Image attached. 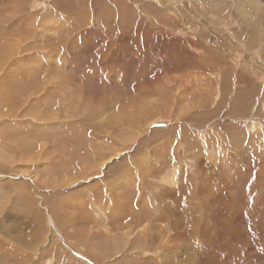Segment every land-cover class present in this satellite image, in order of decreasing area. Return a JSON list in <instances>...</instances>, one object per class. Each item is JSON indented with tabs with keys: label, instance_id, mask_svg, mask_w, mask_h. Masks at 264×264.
I'll use <instances>...</instances> for the list:
<instances>
[{
	"label": "rangeland",
	"instance_id": "rangeland-1",
	"mask_svg": "<svg viewBox=\"0 0 264 264\" xmlns=\"http://www.w3.org/2000/svg\"><path fill=\"white\" fill-rule=\"evenodd\" d=\"M0 152V264H247L175 225L264 215V0H0Z\"/></svg>",
	"mask_w": 264,
	"mask_h": 264
},
{
	"label": "bare ground",
	"instance_id": "bare-ground-1",
	"mask_svg": "<svg viewBox=\"0 0 264 264\" xmlns=\"http://www.w3.org/2000/svg\"><path fill=\"white\" fill-rule=\"evenodd\" d=\"M252 128H253V130H254V132L256 133L257 131H258V129L260 128L259 127V125L258 124H256V123H253L252 124ZM1 153V152H0ZM215 154H217V151L215 150ZM235 158H237V156H236V152H235V150L234 149H230L228 152H224V154H222L220 157L218 156V161H220V165H224V167H227L228 166V169L230 168V167H232V165H236V164H238V161L236 160V162H234L235 161ZM234 167V166H233ZM178 168L179 167H176V168H174V170H172V172H171V176L166 180V184L167 185H169V186H171V187H175L176 185H178L180 182H179V180L177 179V172H178ZM226 171V170H225ZM228 172V178H231V180H233V182L234 181H237V183H238V181H239V178L237 177V174L236 175H232V173L231 172H229V170H227ZM233 171H234V169H233ZM199 173H201V174H204V176H205V180H207V182L209 183V182H212L211 181V179H212V173H205V172H202V168H200L199 167ZM223 173V172H222ZM224 174V173H223ZM197 175V174H196ZM215 176V175H214ZM200 178V177H199ZM199 178H197L196 180H195V183H193L194 181H193V179H191L190 180V182L189 183H181V186L183 185L184 187H190V188H192V190H190L191 191V194L193 193L194 195H195V197H196V194L198 193V189L197 188H199V184H198V182H199ZM216 178V177H215ZM214 178V179H215ZM218 179V178H217ZM216 179V182L218 181ZM183 180V179H182ZM185 180H186V178H185ZM228 181V180H227ZM183 182V181H182ZM214 182H215V180H214ZM236 183V184H237ZM185 184V185H184ZM219 184V183H218ZM239 185V184H238ZM182 186V187H183ZM201 187H202V185H200ZM211 186V185H210ZM226 186V185H225ZM219 187V186H218ZM228 187H229V185H228ZM211 188V187H210ZM216 188V187H215ZM225 188V187H224ZM236 188V185H235V183H233V186H231L230 187V189H231V194L234 192V189ZM218 189V188H217ZM237 189V188H236ZM210 190V189H209ZM217 191V190H216ZM184 192H185V190H184ZM197 192V193H196ZM186 193V192H185ZM190 193V192H189ZM214 193V192H213ZM226 193V192H225ZM227 193H229V192H227ZM226 193V194H227ZM230 194V193H229ZM221 196V195H220ZM243 196V195H242ZM244 197H246V196H244ZM200 198V197H199ZM213 198V197H212ZM212 198H210L209 197V195H205V201L203 202L202 201V204H201V206L199 205V203L197 204V206L199 207V213H198V219H196V222H194V223H190V222H188V221H186V219H184V218H182L181 219V221L179 220V224L180 225H178V224H176L175 225V227H176V231H178L179 229H181V230H183V228H185V230H187L186 228H190V230L192 231V232H194V233H198L199 232V221H203V212L205 211V210H207L208 212H210V213H212L211 214V218L213 219H211L210 218V216H208L207 218H206V222H209V223H213V224H216V222H217V226L221 229V230H223V232H221L220 233V235H218L217 236V238L219 239V241H216V240H213V242H214V244H213V242L211 241H209V239L207 240L206 238L209 236V235H207V234H204V233H202V231L200 232V234H190V235H192V236H194V238L197 240V245H196V247H195V249H197V251L198 252H202V253H204V254H202L203 256L201 257V256H197V257H189L190 255H189V253L187 254V255H189L188 257L189 258H187L188 259V263H191L194 259L195 260H198V261H202V259H204V257L205 256H207V254L210 252V250H212L210 247H212L213 245H216L217 247H221V248H223V247H225L224 249H226V247H227V243H232V244H234V248L236 249V247L238 248V249H243V250H241L242 252H244V255L242 256V258L243 259H245V261H246V263L247 264H264V233H262V231H264V215H260L259 216V218H258V220H250V219H247L246 220V218L244 217V219H243V221H241V220H238V218H239V216H238V218H237V216L236 215H238V213H234L233 214V211H232V208L233 207H231V204L229 205V208H231V209H229L230 210V213H229V211H227L225 208L227 207V206H223V205H221V204H219V203H217V202H215ZM192 200H194L193 198H191ZM197 199V198H196ZM201 199V198H200ZM212 200L213 202H209V200ZM230 199V198H229ZM228 199V200H229ZM226 200V199H225ZM195 201V200H194ZM217 201H218V199H217ZM219 201H220V199H219ZM224 201V200H223ZM234 201V200H233ZM216 205V204H219V207H220V209H221V211H219V209H218V211H215L214 210V204ZM227 205V204H226ZM241 205H243V203L242 202H239V208L241 209ZM217 207V206H216ZM100 208V207H99ZM236 208V207H235ZM248 208H250V206H248ZM258 209H262L263 208V206H260V207H257ZM217 209V208H216ZM232 211V212H231ZM247 213V212H246ZM206 215V214H205ZM208 215H210V214H208ZM248 215V214H247ZM251 215H256V210L254 209V212L253 213H251ZM214 218L215 219H217V220H214ZM198 220V221H197ZM222 220V221H221ZM223 224V225H222ZM243 227L246 231L247 230H253V234H249L250 236H248L247 234H246V236H248V239L247 240H245V239H242L243 237H244V235L242 236V235H236V236H233V234L231 233V232H229V231H225V228L224 227H226L228 230H231L232 228H234V227ZM214 227H215V225H214ZM209 228H210V226H209ZM216 229V228H215ZM201 230V229H200ZM210 230V229H209ZM184 231V230H183ZM188 232V231H187ZM189 233V232H188ZM177 234V233H176ZM183 234V233H182ZM235 235V234H234ZM180 236V235H179ZM147 238H148V236H147ZM178 238V237H177ZM185 238V237H184ZM189 238V237H188ZM212 238H214V237H212ZM146 239V238H145ZM167 239V238H166ZM179 239V238H178ZM177 239V240H178ZM190 239H193V238H190ZM148 240H149V238H148ZM182 240V239H181ZM212 240V239H211ZM187 241V240H186ZM186 241H185V243H186ZM127 242H129V238L127 239ZM150 242V241H149ZM179 242V241H178ZM189 242V241H188ZM180 243H182L183 244V242H180ZM191 243V242H190ZM168 244V243H167ZM121 245V244H120ZM180 246V245H179ZM184 246H186V245H184ZM188 246V245H187ZM193 246H195L194 244H193ZM255 246V247H254ZM117 247H119V246H117ZM121 249H125L126 247H127V244L126 245H124V244H122L121 245ZM168 247V246H167ZM188 247H191V245L190 246H188ZM216 247V248H217ZM192 248V247H191ZM120 249V248H119ZM178 249H180L181 250V248H178ZM208 249H210V250H208ZM231 249V248H230ZM187 250V249H186ZM214 250V249H213ZM213 250H212V252H213ZM217 250V249H216ZM223 250V249H222ZM227 250H228V248H227ZM191 251H192V249H191ZM221 251V250H220ZM219 251V252H220ZM229 251V250H228ZM238 251V250H237ZM182 252V251H181ZM184 252V251H183ZM190 252V251H189ZM212 252H210L209 253V256H212ZM218 252V251H217ZM218 252V253H219ZM230 253V252H229ZM184 254V253H183ZM199 254V253H198ZM220 254H221V252H220ZM192 255V254H191ZM177 256V258H179V256L178 255H176ZM182 256V255H181ZM221 256H224V255H221ZM229 256H231V255H229ZM171 257V256H170ZM225 257V256H224ZM239 257H240V252H238V253H235V257L234 258H232V260L231 261H234V260H239ZM194 258V259H193ZM205 258H207V257H205ZM219 258V257H218ZM175 259V258H174ZM173 259V260H174ZM211 259V258H210ZM213 259V258H212ZM220 259H222V258H220ZM173 260H171V261H173ZM175 260H178V259H175ZM206 260V259H205ZM216 260V259H215ZM211 261V260H210ZM221 261H223V260H221ZM240 261V260H239ZM174 262V261H173ZM187 262V261H186ZM224 262V261H223ZM241 262V261H240ZM171 263V262H170ZM195 263V262H194ZM198 263H200V262H198ZM209 263V262H208ZM212 263V262H211ZM217 263H219L218 261H217ZM245 263V262H244ZM213 264V263H212Z\"/></svg>",
	"mask_w": 264,
	"mask_h": 264
}]
</instances>
